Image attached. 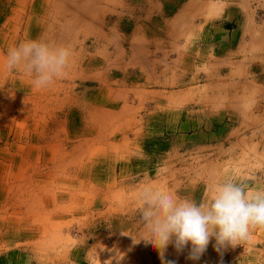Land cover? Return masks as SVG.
Here are the masks:
<instances>
[{
    "label": "rangeland",
    "instance_id": "1",
    "mask_svg": "<svg viewBox=\"0 0 264 264\" xmlns=\"http://www.w3.org/2000/svg\"><path fill=\"white\" fill-rule=\"evenodd\" d=\"M0 12V264H104L113 248L120 264L264 257L261 230L222 254L212 239L195 261L191 245L162 262L130 236L145 190L199 202L232 175L264 187V0H0ZM38 39L71 57L33 91L4 61Z\"/></svg>",
    "mask_w": 264,
    "mask_h": 264
},
{
    "label": "clouds",
    "instance_id": "2",
    "mask_svg": "<svg viewBox=\"0 0 264 264\" xmlns=\"http://www.w3.org/2000/svg\"><path fill=\"white\" fill-rule=\"evenodd\" d=\"M70 57L67 47L42 39L24 40L7 49L4 63L7 70L28 77L33 91H38L65 75ZM138 225V234L130 235L133 244H151L160 252L162 262L170 244L178 253L191 245L188 258L195 261L214 239L216 251L222 254L250 242L255 231H264V187L250 186L232 175L213 183L199 202L145 190ZM121 234L126 235L123 231ZM110 251L114 255L104 264H120L125 254L118 248Z\"/></svg>",
    "mask_w": 264,
    "mask_h": 264
},
{
    "label": "crops",
    "instance_id": "3",
    "mask_svg": "<svg viewBox=\"0 0 264 264\" xmlns=\"http://www.w3.org/2000/svg\"><path fill=\"white\" fill-rule=\"evenodd\" d=\"M2 11H3V10H2ZM2 11H1V12H2ZM1 12H0V13H1ZM243 252L245 253V255H246L245 258H246V257L248 256V255H247V252H248L247 249L243 250ZM261 252L264 253L263 250H262ZM248 253H249V252H248ZM258 256H259V255H258ZM230 259H231V257L229 258V260H230ZM229 262H230V261H229ZM243 262H244L245 264H264V257H262V258H261L260 256H259V257H255V261H254V262H252V261H247V262H245V260H243ZM243 262H242V264H244ZM230 264H231V263H230Z\"/></svg>",
    "mask_w": 264,
    "mask_h": 264
},
{
    "label": "bare ground",
    "instance_id": "4",
    "mask_svg": "<svg viewBox=\"0 0 264 264\" xmlns=\"http://www.w3.org/2000/svg\"><path fill=\"white\" fill-rule=\"evenodd\" d=\"M27 2V1H26ZM88 2V1H87ZM64 3V2H63ZM77 3V2H76ZM82 3V2H81ZM79 4V3H78ZM66 5V4H65ZM69 5V4H68ZM60 6V5H59ZM80 7H81V5H80ZM70 9V8H69ZM80 9V8H79ZM75 12V11H74ZM76 14H77V12H76ZM47 16V15H46ZM82 19V18H81ZM81 27V26H80ZM2 82V81H1ZM2 83H4V82H2ZM3 85V84H2ZM4 86V85H3ZM3 89V88H2ZM1 90V89H0ZM3 93V92H2ZM1 93V94H2ZM6 93V92H5ZM8 94H10V92H8ZM9 96V95H8ZM7 96V97H8ZM4 97V96H3ZM11 98V97H10ZM29 100V99H28ZM26 101V100H25ZM30 111V110H29ZM35 172V171H34ZM38 172V171H37ZM35 175V174H34ZM37 175V174H36ZM31 178H32V175H31Z\"/></svg>",
    "mask_w": 264,
    "mask_h": 264
}]
</instances>
